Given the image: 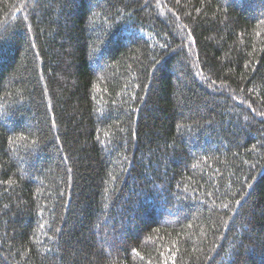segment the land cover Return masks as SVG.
<instances>
[{"label": "trees", "instance_id": "trees-1", "mask_svg": "<svg viewBox=\"0 0 264 264\" xmlns=\"http://www.w3.org/2000/svg\"><path fill=\"white\" fill-rule=\"evenodd\" d=\"M0 264H264V0H0Z\"/></svg>", "mask_w": 264, "mask_h": 264}]
</instances>
